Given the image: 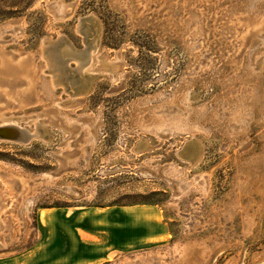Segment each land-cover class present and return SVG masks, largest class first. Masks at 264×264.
Instances as JSON below:
<instances>
[{
  "label": "rangeland",
  "instance_id": "rangeland-1",
  "mask_svg": "<svg viewBox=\"0 0 264 264\" xmlns=\"http://www.w3.org/2000/svg\"><path fill=\"white\" fill-rule=\"evenodd\" d=\"M13 123L3 264H264V0H0Z\"/></svg>",
  "mask_w": 264,
  "mask_h": 264
},
{
  "label": "water",
  "instance_id": "water-1",
  "mask_svg": "<svg viewBox=\"0 0 264 264\" xmlns=\"http://www.w3.org/2000/svg\"><path fill=\"white\" fill-rule=\"evenodd\" d=\"M38 130L39 129H37V131ZM38 135V132L32 134L28 130L24 128L20 129L14 124L0 125V140L23 142L27 144Z\"/></svg>",
  "mask_w": 264,
  "mask_h": 264
},
{
  "label": "bare ground",
  "instance_id": "bare-ground-1",
  "mask_svg": "<svg viewBox=\"0 0 264 264\" xmlns=\"http://www.w3.org/2000/svg\"><path fill=\"white\" fill-rule=\"evenodd\" d=\"M76 55V54H75ZM79 64V63H78ZM74 91V90H73ZM11 122V121H10ZM9 121H8V123H10ZM15 126H18V124L17 123H13ZM19 127V126H18ZM20 129H21V127H19ZM47 218H49V216L46 214V213H43V215H42V219H43V221H45Z\"/></svg>",
  "mask_w": 264,
  "mask_h": 264
},
{
  "label": "crops",
  "instance_id": "crops-1",
  "mask_svg": "<svg viewBox=\"0 0 264 264\" xmlns=\"http://www.w3.org/2000/svg\"><path fill=\"white\" fill-rule=\"evenodd\" d=\"M252 73H254V71H252ZM249 76L253 75V74H248ZM1 264H3L1 261H0Z\"/></svg>",
  "mask_w": 264,
  "mask_h": 264
}]
</instances>
